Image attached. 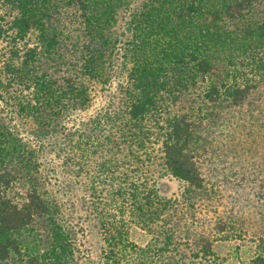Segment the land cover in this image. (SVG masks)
I'll return each instance as SVG.
<instances>
[{"label":"trees","instance_id":"trees-1","mask_svg":"<svg viewBox=\"0 0 264 264\" xmlns=\"http://www.w3.org/2000/svg\"><path fill=\"white\" fill-rule=\"evenodd\" d=\"M263 84L264 0H0V264H223L195 123Z\"/></svg>","mask_w":264,"mask_h":264},{"label":"rangeland","instance_id":"rangeland-1","mask_svg":"<svg viewBox=\"0 0 264 264\" xmlns=\"http://www.w3.org/2000/svg\"><path fill=\"white\" fill-rule=\"evenodd\" d=\"M203 117L195 123L193 147L206 177L210 217L226 227L215 236L214 250L223 264H249L264 240V84L243 107H218ZM157 171L161 193L178 194L184 183ZM88 225L86 240L97 253L100 233L95 223Z\"/></svg>","mask_w":264,"mask_h":264}]
</instances>
